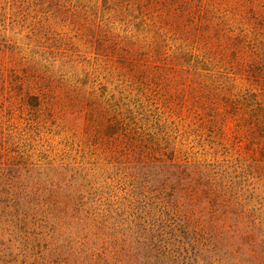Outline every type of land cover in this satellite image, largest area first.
<instances>
[{
	"label": "rangeland",
	"instance_id": "1",
	"mask_svg": "<svg viewBox=\"0 0 264 264\" xmlns=\"http://www.w3.org/2000/svg\"><path fill=\"white\" fill-rule=\"evenodd\" d=\"M260 58L264 0H0V264L76 260L84 217L141 264H264Z\"/></svg>",
	"mask_w": 264,
	"mask_h": 264
},
{
	"label": "trees",
	"instance_id": "2",
	"mask_svg": "<svg viewBox=\"0 0 264 264\" xmlns=\"http://www.w3.org/2000/svg\"><path fill=\"white\" fill-rule=\"evenodd\" d=\"M258 60L260 61L255 65L250 63L248 70H256L257 72L261 71V69L264 67V59L260 58ZM256 94V92L247 93L245 94V99H243L241 96V103L243 102L244 105L248 107L249 117L252 118L249 133L251 134V138L253 137L254 140H251V143L254 145L255 149H259V151L264 156V102L255 100V98H257ZM249 99L255 100V106H253L252 102H248ZM239 102L240 100H234V107H236L235 105H237ZM83 221L85 223H79L75 229V235L81 237V240H79L78 250L76 252H72L73 254L77 255L76 260L69 262L68 258H64L65 260L63 261H67V263L61 262L60 264H93V261L100 262L102 255L106 253L104 250L107 251L108 249H110L112 254L115 256L123 251H127L129 253L131 252V257L136 262V264H141V258L147 256L151 251L152 245L150 242L148 243L146 240H144V238H142L144 235L146 238L152 239V237L149 236L147 230H142L141 234L143 235L138 236L136 234L138 229H133L132 225L124 226L122 232H120L118 229H116L115 224V226L112 228L113 230H108L107 236L104 232H100L98 230L104 223L102 218L94 220L93 218L88 219V217H84ZM115 233L121 234V238L119 240L109 238ZM81 253L83 255H80Z\"/></svg>",
	"mask_w": 264,
	"mask_h": 264
}]
</instances>
